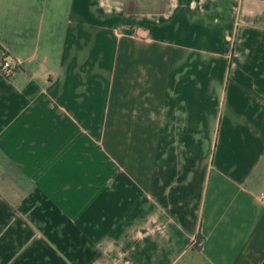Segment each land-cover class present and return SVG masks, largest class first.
<instances>
[{
	"label": "crops",
	"instance_id": "crops-1",
	"mask_svg": "<svg viewBox=\"0 0 264 264\" xmlns=\"http://www.w3.org/2000/svg\"><path fill=\"white\" fill-rule=\"evenodd\" d=\"M1 59L0 264H264V0H0Z\"/></svg>",
	"mask_w": 264,
	"mask_h": 264
},
{
	"label": "rangeland",
	"instance_id": "rangeland-1",
	"mask_svg": "<svg viewBox=\"0 0 264 264\" xmlns=\"http://www.w3.org/2000/svg\"><path fill=\"white\" fill-rule=\"evenodd\" d=\"M118 2L122 3L123 11H126V12H129V11H153V10L155 11V10H158L163 4V0H118ZM203 2H205V0H203ZM234 3H236V2L231 1V4H232L231 6H233ZM233 10L231 12V9H230L228 21L231 24L239 23V16H238V14H234ZM200 17L203 18V15H200ZM123 18L129 19L130 17H124L123 16ZM132 18L134 19L135 24L136 23L141 24V20L145 19L147 21L149 18H153V17H151V16H132ZM135 34L138 35L137 33H135ZM232 34L234 35L235 33H230L231 37H232Z\"/></svg>",
	"mask_w": 264,
	"mask_h": 264
},
{
	"label": "built area",
	"instance_id": "built-area-1",
	"mask_svg": "<svg viewBox=\"0 0 264 264\" xmlns=\"http://www.w3.org/2000/svg\"><path fill=\"white\" fill-rule=\"evenodd\" d=\"M12 69L11 64L6 59L0 60V73L8 74L10 70Z\"/></svg>",
	"mask_w": 264,
	"mask_h": 264
}]
</instances>
